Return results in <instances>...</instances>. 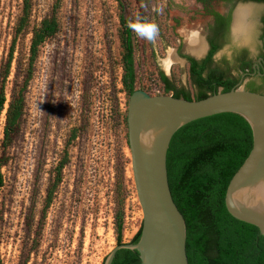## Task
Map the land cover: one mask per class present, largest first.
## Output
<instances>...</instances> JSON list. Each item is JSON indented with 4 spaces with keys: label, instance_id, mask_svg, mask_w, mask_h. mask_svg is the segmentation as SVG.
<instances>
[{
    "label": "rangeland",
    "instance_id": "obj_1",
    "mask_svg": "<svg viewBox=\"0 0 264 264\" xmlns=\"http://www.w3.org/2000/svg\"><path fill=\"white\" fill-rule=\"evenodd\" d=\"M130 6L159 28L154 41L142 38L145 63L138 90L163 93V71L194 95L178 48L197 56L190 43L198 40L205 46L212 19L202 5L195 0H173L171 5L166 0H130ZM214 7L222 13L229 9ZM238 8L247 9L249 40L231 34L218 60L236 47L259 51L264 4L241 2L234 11ZM22 15L23 0H0V81L16 41L9 100L26 84L33 29L56 16L60 30L40 48L25 92L22 132L5 157L0 256L3 264H105L118 247L117 212L125 213L124 244H132L144 222L123 122L130 98L122 84V10L117 0H34L31 28L15 40ZM5 124L4 114L0 159ZM66 157L62 182L47 207L56 168Z\"/></svg>",
    "mask_w": 264,
    "mask_h": 264
},
{
    "label": "trees",
    "instance_id": "obj_2",
    "mask_svg": "<svg viewBox=\"0 0 264 264\" xmlns=\"http://www.w3.org/2000/svg\"><path fill=\"white\" fill-rule=\"evenodd\" d=\"M33 1L23 0V15L18 22L16 39L31 27ZM121 10L122 84L126 94L138 90L144 73L145 49L143 39L132 31L128 24L137 18L144 23H153L145 12L136 15L132 12L130 0H117ZM170 5L173 0H166ZM204 7L207 15L213 17L216 29L228 37L231 16L219 13L214 3L231 5L239 3L264 4V0H195ZM264 23V18H263ZM60 30L56 16L47 18L33 29L30 48V64L25 86L15 89L11 100L8 99V80L11 75L16 41L8 59L6 70L0 81V119L5 114L3 157L0 159V196L5 187L3 167L8 163L7 152L19 139L26 115V97L28 83L33 75V68L38 59L40 48ZM217 31V32H219ZM226 38V37H225ZM227 41V38L225 39ZM214 51L220 49L211 41ZM191 83L197 88L192 92L180 88L177 78L170 79L165 72H159V82L163 93L152 95H172L186 100H204L220 90L229 92L236 88V81L227 78L218 71L211 72L207 78L203 72L207 62L200 65L190 58ZM250 91L264 94V83ZM128 129V112L123 118ZM129 144V134H128ZM253 130L249 122L236 113H224L191 122L182 127L173 137L168 152V174L174 200L187 224V254L190 264H264V236L261 231L248 223L234 218L226 206V194L231 180L249 157L253 149ZM130 146V145H129ZM68 157L56 168V183L49 191L50 207L56 190L63 179V171ZM118 245H123L126 231V218L123 210L116 214ZM142 229L134 237L132 244L140 241ZM0 264H3L0 256ZM113 264H142L140 253L136 250L121 249Z\"/></svg>",
    "mask_w": 264,
    "mask_h": 264
},
{
    "label": "water",
    "instance_id": "obj_3",
    "mask_svg": "<svg viewBox=\"0 0 264 264\" xmlns=\"http://www.w3.org/2000/svg\"><path fill=\"white\" fill-rule=\"evenodd\" d=\"M240 8L234 12L235 38ZM241 89L239 86L229 92L220 90L199 101L152 95L144 90L131 95L129 145L144 222L140 241L118 245L105 264H113L121 249L138 251L142 264H190L186 220L169 182L168 152L174 135L182 127L224 113L243 116L251 125L254 138L249 157L230 182L226 206L234 218L257 227L264 236V94Z\"/></svg>",
    "mask_w": 264,
    "mask_h": 264
},
{
    "label": "flooded vegetation",
    "instance_id": "obj_4",
    "mask_svg": "<svg viewBox=\"0 0 264 264\" xmlns=\"http://www.w3.org/2000/svg\"><path fill=\"white\" fill-rule=\"evenodd\" d=\"M215 4H219V3L215 2L214 6ZM225 6H229V9L224 13L218 11L216 8L215 9L223 16L224 15L231 16L230 29L229 32L227 33L228 37L224 35L223 32L216 29L215 19L207 15L212 19V22L208 25L207 32L205 34L206 35L205 50L201 54L195 53L196 55H201V57L199 58L198 56H195L191 52H189L188 54L185 53L182 48L183 46H180V48H178V55L180 58L186 61V65L188 66V74H189L190 82H191L190 70L192 67V62L190 61V58H192L195 59L200 65H203L205 62H207L208 67L203 72V76L205 78H207L211 72L218 71L220 73H223L226 76V79L229 78L236 81V87H239L241 84L246 83L245 90L250 91L251 90L249 87L250 85L259 87L264 83V23H263V28H262L263 30L261 35V45L259 51L256 54L252 53L249 47H236L233 49L232 54L230 56L225 55L223 58L218 60L216 56L218 52L221 51V49L224 47V45L228 43L232 34V25L234 22V12H235L234 8L231 5H225ZM204 13L206 14L205 10ZM225 37L227 38V41L225 40L226 39ZM211 41L215 42V44L217 43L216 45L220 47V49L217 53L213 54L211 60L208 61V58L211 56V54L214 51ZM194 88L196 90L195 92H197V88L195 86Z\"/></svg>",
    "mask_w": 264,
    "mask_h": 264
},
{
    "label": "bare ground",
    "instance_id": "obj_5",
    "mask_svg": "<svg viewBox=\"0 0 264 264\" xmlns=\"http://www.w3.org/2000/svg\"><path fill=\"white\" fill-rule=\"evenodd\" d=\"M247 13V9H243L242 11H238L237 13V20H236V27H235V33L236 36L242 35V37L245 40H249L250 37V27L249 25L245 22V16ZM197 39H200V37H197ZM191 48L193 49L194 52L196 53H202L205 50V46L201 41L198 40H193L190 43Z\"/></svg>",
    "mask_w": 264,
    "mask_h": 264
},
{
    "label": "clouds",
    "instance_id": "obj_6",
    "mask_svg": "<svg viewBox=\"0 0 264 264\" xmlns=\"http://www.w3.org/2000/svg\"><path fill=\"white\" fill-rule=\"evenodd\" d=\"M157 11L162 12L163 9L158 8ZM128 27L134 31L137 36L145 40L154 41L159 35V28L155 23H144L141 22L139 18H137L135 22L130 21ZM145 143H147V141H145Z\"/></svg>",
    "mask_w": 264,
    "mask_h": 264
}]
</instances>
